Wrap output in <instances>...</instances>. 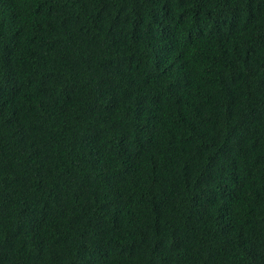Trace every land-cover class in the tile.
Listing matches in <instances>:
<instances>
[{
    "label": "trees",
    "instance_id": "16d2710c",
    "mask_svg": "<svg viewBox=\"0 0 264 264\" xmlns=\"http://www.w3.org/2000/svg\"><path fill=\"white\" fill-rule=\"evenodd\" d=\"M263 65L264 0H0V264H264Z\"/></svg>",
    "mask_w": 264,
    "mask_h": 264
},
{
    "label": "bare ground",
    "instance_id": "6f19581e",
    "mask_svg": "<svg viewBox=\"0 0 264 264\" xmlns=\"http://www.w3.org/2000/svg\"><path fill=\"white\" fill-rule=\"evenodd\" d=\"M250 62H252V61H250ZM262 62V61H261ZM260 66V65H259ZM264 66V65H263ZM251 68V67H250ZM253 69V68H252ZM263 69V68H262ZM256 72V71H255ZM249 75V74H248ZM240 82V81H239ZM245 82V81H244ZM244 84V83H243ZM251 84V83H250ZM260 86V85H259ZM245 89V88H244ZM257 90V89H256ZM262 90V89H261ZM239 91V90H238ZM240 92V91H239ZM251 92V91H250ZM260 93V92H259ZM252 94H254V93H252ZM261 94V93H260ZM239 95V94H238ZM260 96V95H259ZM258 97V96H257ZM243 99V98H242ZM259 100V99H258ZM262 100H263V98H262ZM244 101V100H243ZM247 101V100H246ZM255 101V100H254ZM246 103H248V102H246ZM261 105V104H260ZM250 107V106H249ZM254 107V106H253ZM257 107V106H256ZM255 107V108H256ZM251 108V107H250ZM264 108V107H263ZM260 109V108H259ZM248 110V109H247ZM253 114V113H252ZM262 114V113H261ZM209 116V115H208ZM251 117V116H250ZM195 118V117H194ZM192 121V120H191ZM207 121V120H206ZM205 121V122H206ZM263 121V120H262ZM196 122V121H195ZM204 122V121H203ZM201 124V123H200ZM191 125V124H190ZM199 127V126H198ZM201 129V128H200ZM255 135V134H254ZM250 145H252V144H250ZM236 164V163H235ZM230 169V168H229ZM222 172V171H221ZM227 173V172H226ZM225 173V174H226ZM234 173V172H233ZM222 174V173H221ZM223 175V174H222ZM259 187V186H258ZM252 190V189H251ZM261 191H262V189H261ZM253 192V191H252ZM207 195V194H206ZM261 196V195H260ZM211 197V196H210ZM249 198V197H248ZM251 198V197H250ZM263 199V198H262ZM211 200H212V198H211ZM243 200H244V198H243ZM248 200V199H247ZM257 200V199H256ZM264 200V199H263ZM208 203V202H207ZM247 203V202H246ZM216 204V203H215ZM248 204V203H247ZM250 204V203H249ZM254 205V204H253ZM262 205V204H261ZM207 206V205H206ZM263 207V206H262ZM213 208H214V206H213ZM256 208V207H255ZM206 209V208H205ZM205 209H203V210H205ZM246 209V208H245ZM247 210V209H246ZM212 211V210H211ZM249 211V210H248ZM247 211V212H248ZM207 212V211H206ZM202 213H204V212H202ZM205 214V213H204ZM210 215V214H209ZM204 216V215H203ZM207 216V215H206ZM255 216V215H254ZM202 237V236H201ZM207 238V237H206ZM203 240V239H202ZM204 241V240H203Z\"/></svg>",
    "mask_w": 264,
    "mask_h": 264
}]
</instances>
